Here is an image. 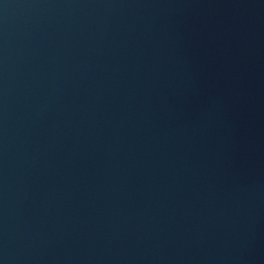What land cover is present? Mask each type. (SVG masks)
Returning a JSON list of instances; mask_svg holds the SVG:
<instances>
[{
    "label": "water",
    "instance_id": "1",
    "mask_svg": "<svg viewBox=\"0 0 264 264\" xmlns=\"http://www.w3.org/2000/svg\"><path fill=\"white\" fill-rule=\"evenodd\" d=\"M0 264H264V0H0Z\"/></svg>",
    "mask_w": 264,
    "mask_h": 264
}]
</instances>
